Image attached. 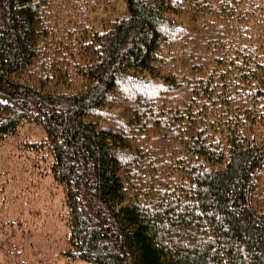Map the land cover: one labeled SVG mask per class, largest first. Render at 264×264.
<instances>
[{
	"label": "trees",
	"instance_id": "16d2710c",
	"mask_svg": "<svg viewBox=\"0 0 264 264\" xmlns=\"http://www.w3.org/2000/svg\"><path fill=\"white\" fill-rule=\"evenodd\" d=\"M25 121L62 258L264 264V0H0V140Z\"/></svg>",
	"mask_w": 264,
	"mask_h": 264
},
{
	"label": "rangeland",
	"instance_id": "374dc122",
	"mask_svg": "<svg viewBox=\"0 0 264 264\" xmlns=\"http://www.w3.org/2000/svg\"><path fill=\"white\" fill-rule=\"evenodd\" d=\"M44 134L41 123L25 121L15 133L0 140V219L23 221L16 237L21 236V229L31 230L29 240L21 238V258L30 264H91L64 259L58 253L56 239L66 231L61 187L52 181L45 164L20 146L25 137Z\"/></svg>",
	"mask_w": 264,
	"mask_h": 264
}]
</instances>
